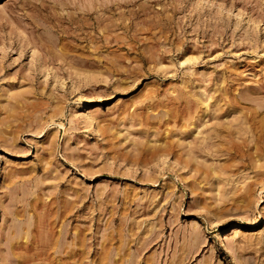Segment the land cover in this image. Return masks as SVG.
Wrapping results in <instances>:
<instances>
[{
	"label": "rangeland",
	"instance_id": "374dc122",
	"mask_svg": "<svg viewBox=\"0 0 264 264\" xmlns=\"http://www.w3.org/2000/svg\"><path fill=\"white\" fill-rule=\"evenodd\" d=\"M100 263L264 264V0H0V264Z\"/></svg>",
	"mask_w": 264,
	"mask_h": 264
},
{
	"label": "bare ground",
	"instance_id": "6f19581e",
	"mask_svg": "<svg viewBox=\"0 0 264 264\" xmlns=\"http://www.w3.org/2000/svg\"><path fill=\"white\" fill-rule=\"evenodd\" d=\"M100 261V260H99ZM101 264V263H100Z\"/></svg>",
	"mask_w": 264,
	"mask_h": 264
}]
</instances>
